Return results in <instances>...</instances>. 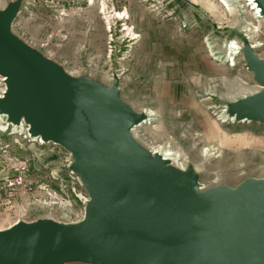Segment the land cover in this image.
<instances>
[{"label": "rangeland", "instance_id": "rangeland-1", "mask_svg": "<svg viewBox=\"0 0 264 264\" xmlns=\"http://www.w3.org/2000/svg\"><path fill=\"white\" fill-rule=\"evenodd\" d=\"M233 3L227 11L217 0H0V12L13 7L11 35L68 77L106 90L116 82L120 103L144 116L129 132L141 151L191 172L202 195L233 194L264 179V124L227 113L264 89L242 51L264 60V21L245 0ZM230 42L240 47L234 65L224 61ZM27 128L0 120V231L80 222L89 197L72 153Z\"/></svg>", "mask_w": 264, "mask_h": 264}, {"label": "water", "instance_id": "water-1", "mask_svg": "<svg viewBox=\"0 0 264 264\" xmlns=\"http://www.w3.org/2000/svg\"><path fill=\"white\" fill-rule=\"evenodd\" d=\"M264 21V0H254ZM0 12V114L30 137L68 149L88 194L75 224L44 220L0 231V264H264V179L233 194L202 195L191 172L178 174L141 151L129 132L143 114L103 89L68 77L10 33ZM244 60L264 86V60ZM238 122L264 124V89L232 102Z\"/></svg>", "mask_w": 264, "mask_h": 264}, {"label": "bare ground", "instance_id": "bare-ground-1", "mask_svg": "<svg viewBox=\"0 0 264 264\" xmlns=\"http://www.w3.org/2000/svg\"><path fill=\"white\" fill-rule=\"evenodd\" d=\"M220 4L223 5V7L225 8V10L227 11H230L232 9V4H234L233 2H238L237 0H217ZM245 7H248L247 10H249V12H251V16L255 19V20H263L262 19V16L260 15L259 13V10L258 8L256 7L255 5V1L254 0H245ZM116 17L119 18V19H127V13L126 12H123L122 14L121 13H118L116 14ZM211 48V47H210ZM209 48V49H210ZM224 53H225V57L226 59L224 60L225 62H229L230 65H234V59L236 58V55L239 53V49L240 47L239 46H236L234 42H230L228 43L225 47H224ZM212 53V52H211ZM152 113V112H151ZM151 113L149 111H144V114H148L151 115ZM152 116V115H151ZM7 118L6 115L4 114H0V120L1 118ZM22 122V121H21ZM23 125V123H19V125ZM9 125V124H7ZM28 129V128H27ZM26 130V129H25ZM38 139V138H36ZM41 144L45 143V142H42L40 141ZM153 152V151H152ZM153 153H157V151L153 152ZM165 160L163 159L162 162H164Z\"/></svg>", "mask_w": 264, "mask_h": 264}, {"label": "built area", "instance_id": "built-area-1", "mask_svg": "<svg viewBox=\"0 0 264 264\" xmlns=\"http://www.w3.org/2000/svg\"><path fill=\"white\" fill-rule=\"evenodd\" d=\"M27 132H28V129H27ZM30 136V135H29Z\"/></svg>", "mask_w": 264, "mask_h": 264}]
</instances>
